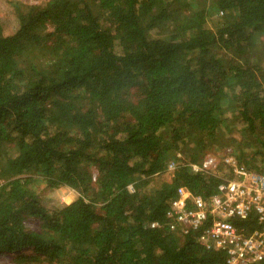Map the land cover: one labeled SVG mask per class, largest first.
Instances as JSON below:
<instances>
[{
  "label": "trees",
  "instance_id": "16d2710c",
  "mask_svg": "<svg viewBox=\"0 0 264 264\" xmlns=\"http://www.w3.org/2000/svg\"><path fill=\"white\" fill-rule=\"evenodd\" d=\"M7 2L16 26L0 22V255L222 264V250L170 229L165 213L180 186L216 192L218 174L189 169L208 153L230 148L264 175V0ZM62 187L74 197L49 203L44 191Z\"/></svg>",
  "mask_w": 264,
  "mask_h": 264
},
{
  "label": "built area",
  "instance_id": "2783aa9c",
  "mask_svg": "<svg viewBox=\"0 0 264 264\" xmlns=\"http://www.w3.org/2000/svg\"><path fill=\"white\" fill-rule=\"evenodd\" d=\"M220 161L223 164L219 167ZM173 166L170 161L168 168ZM189 169L218 174L221 178L216 192L204 199L180 186L165 213L164 224L181 233H196L199 243L222 250V264L264 261V175L238 163L230 148L221 156L208 153L201 164H191ZM234 220H251L253 224L247 230ZM160 225L157 221L150 223V227Z\"/></svg>",
  "mask_w": 264,
  "mask_h": 264
},
{
  "label": "rangeland",
  "instance_id": "374dc122",
  "mask_svg": "<svg viewBox=\"0 0 264 264\" xmlns=\"http://www.w3.org/2000/svg\"><path fill=\"white\" fill-rule=\"evenodd\" d=\"M23 1H27L29 3H36L39 0H23ZM12 12L13 11L10 5L8 4L7 0H0V22L3 24L6 30L14 29L16 26V20L14 19ZM258 55L264 57V42L262 43V49L259 51ZM253 60H255V57L253 58ZM235 139L236 142L233 143V149L235 150V152L240 153L241 149L237 144L239 137ZM242 151H244V154L249 153V150L246 148H243ZM74 194L75 193L72 190L65 187L58 188L52 191H44L43 193L44 197L48 199L49 203L50 202L53 204L55 203L56 206L61 205L62 203L69 202L70 199L74 197ZM26 225L32 229H35L37 227V223L34 222L33 220H28L26 222ZM12 255L14 254L0 255V264H17L16 262L13 261Z\"/></svg>",
  "mask_w": 264,
  "mask_h": 264
}]
</instances>
